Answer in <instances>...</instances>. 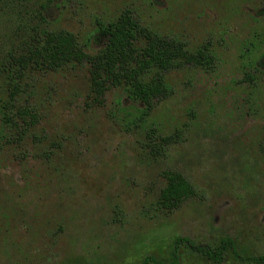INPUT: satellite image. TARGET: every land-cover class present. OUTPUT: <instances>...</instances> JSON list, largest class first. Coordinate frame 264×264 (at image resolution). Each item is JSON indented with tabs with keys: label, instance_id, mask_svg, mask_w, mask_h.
Returning <instances> with one entry per match:
<instances>
[{
	"label": "rangeland",
	"instance_id": "obj_1",
	"mask_svg": "<svg viewBox=\"0 0 264 264\" xmlns=\"http://www.w3.org/2000/svg\"><path fill=\"white\" fill-rule=\"evenodd\" d=\"M27 1L19 37L12 21L0 25V65L4 51L23 47L45 0ZM126 7L191 51L210 44L214 63L166 74L171 94L150 109L121 88L90 107L86 65L26 73L16 106L40 116L31 130L39 140L20 144L5 123L0 75V264L167 262L176 237L214 245L228 236L242 257L264 256V75L241 82L264 60V0H70L41 26L73 33L93 54L102 45L94 20ZM149 129L181 139L152 155ZM163 170L196 192L176 211L157 206ZM179 264L210 263L182 249ZM223 264L243 263L228 256Z\"/></svg>",
	"mask_w": 264,
	"mask_h": 264
},
{
	"label": "trees",
	"instance_id": "obj_2",
	"mask_svg": "<svg viewBox=\"0 0 264 264\" xmlns=\"http://www.w3.org/2000/svg\"><path fill=\"white\" fill-rule=\"evenodd\" d=\"M69 1L45 0L35 6L37 21L26 31L23 47L4 51L0 75H4L7 82L6 100L1 109L8 111L5 123L14 128L13 142L16 144L31 135V130L40 122V116L35 111L27 106H16L18 97L26 92V88L20 84L26 73L56 72L70 65H86L90 107L102 105L111 89L121 88L126 98L150 109L171 94L165 83L166 74L188 67L207 69L214 63L210 44H203L191 51L185 42L160 35L145 26L129 7L106 23L100 19L94 20L102 45L97 52L89 54L73 33L48 30L41 26L47 22L52 8ZM27 2L0 0V25L12 21L19 26L16 28L18 37L24 23L21 9ZM261 75H264L263 59L257 63L254 72L243 74L241 82L255 84ZM180 139L178 133L163 137L149 129L144 133V148L158 156ZM160 176L165 183L157 198V206L161 211H176L195 198V189L181 173L163 170ZM182 249L190 256L206 259L210 264H223L228 256L243 264H264V256L242 257L234 240L228 236L222 237L214 245L196 244L187 237H176L172 241L167 262L147 256L143 264H179Z\"/></svg>",
	"mask_w": 264,
	"mask_h": 264
}]
</instances>
